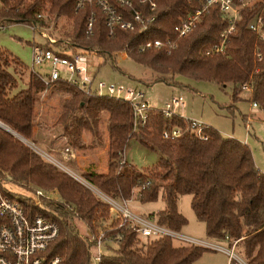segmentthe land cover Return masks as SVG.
Listing matches in <instances>:
<instances>
[{
	"label": "trees",
	"instance_id": "1",
	"mask_svg": "<svg viewBox=\"0 0 264 264\" xmlns=\"http://www.w3.org/2000/svg\"><path fill=\"white\" fill-rule=\"evenodd\" d=\"M154 1L156 8L149 14H156V19L142 33L118 27L110 35L102 9L95 3L78 7L77 0H0V26L27 23L40 13L50 16L52 26L62 18L65 23L61 31L50 30L57 42L46 43L45 47L88 50L102 57L103 64L124 51L129 59L150 71L145 77L148 83L179 85L176 76L221 86L230 83L233 102L247 90L248 100L256 103L264 116V38L248 29L256 9L248 7L240 11L224 53L207 54L220 43V34L227 27L224 14L216 7L210 8L190 33L176 38L173 26L189 11L197 9L199 3ZM118 9L129 11L120 5ZM90 17L94 20L88 31ZM39 23L49 25L43 19ZM166 36L176 41V47L170 51L141 49L146 40ZM62 40L68 45L62 44ZM20 69H23L20 62L0 49V122L34 142V106L45 85L30 72L26 86L10 94L17 86L14 73L22 72ZM52 86L60 93L61 108L54 124L61 127L67 145L77 151L106 148V171L83 172L80 176L86 182L120 202L131 196L140 203L162 197L164 207L149 218L178 232L187 223L179 211L178 198L190 194V207L196 219L204 223L208 238L226 241L229 247L234 243L235 252L247 264H264V173L256 167L252 150L245 142L223 136L209 125L204 130L206 138L197 137L186 117L179 113L165 117L155 107H149L144 125L135 126L133 106L128 100L95 92L86 94L63 79L55 80ZM105 113L104 142L100 122ZM174 127L180 128L178 137H163L165 129ZM132 137L160 152L155 165L138 168L124 160V148ZM2 172L13 185L57 190L60 201L44 202L49 210L30 206L33 213L42 214L58 225V235L47 253L60 256L63 264H93L90 255L93 243L87 234L80 232L77 222L86 227L87 233L104 232V253L98 264H193L205 250H210L194 244L175 245L169 236H140L121 219L112 218L107 203L89 187L0 129ZM17 197L25 204L22 196Z\"/></svg>",
	"mask_w": 264,
	"mask_h": 264
},
{
	"label": "built area",
	"instance_id": "2",
	"mask_svg": "<svg viewBox=\"0 0 264 264\" xmlns=\"http://www.w3.org/2000/svg\"><path fill=\"white\" fill-rule=\"evenodd\" d=\"M191 0H187L190 2ZM199 3V7L194 11H189L179 22L173 26V33L176 38L184 37L196 26L200 17L208 9L216 7L223 14L227 21V27L220 34V43L213 47L208 53H224V45L229 35L235 29V22L240 17V11L244 8L256 9L252 18L248 22V29L258 38H264V0H194ZM138 2V6H135ZM86 3H95L106 15V25L109 27V34L112 35L116 28L126 30H137L142 33L148 31L156 19V14L149 12L156 8L154 0H77L78 7ZM125 6L128 12L120 11L118 6ZM39 19L48 22L47 27L39 23ZM93 17L87 22V29L90 31ZM33 30H38L45 38L46 42L54 45L57 39L50 33L51 18L49 15L37 14L36 19L27 22ZM87 31V32H88ZM62 44L68 45L65 40ZM176 47V41L171 36L163 39H148L142 43L144 48H164L167 51ZM93 52V50H91ZM122 53L127 56L124 51ZM94 56L88 50H63L59 47L51 49L44 44L33 43L31 50L32 69L31 73L36 74L44 83L45 87L52 85L57 79H63L76 85L86 94L92 92L98 95L122 98L131 102L134 110L135 126H142L148 118V109L151 107L144 99V93L141 90H135L123 85H116L113 82L97 80L95 71L92 69L90 58ZM260 57V53L256 54ZM34 66L40 68L47 67L46 72L36 71ZM29 72V73H30ZM242 88L247 89L246 86ZM184 105L182 96H174L164 108H160L165 117H171L176 112V108ZM253 108H257L256 103H251ZM191 131L200 138H206L204 130L206 124L195 119H189ZM251 116L244 117L245 125H251ZM163 137L171 138L180 135V128L174 127L165 129ZM225 136V135H223ZM28 146L44 157L58 168L79 180L89 187L97 196L107 203L112 218L121 219L129 227L142 237L169 236L173 240H178L184 244H194L208 249H216L227 253L228 264H247L240 255L234 251V243L231 247L225 248L220 244L208 241L198 240L186 236L178 231L160 225L155 219L141 217L132 213L126 206L130 203L132 197L120 202L108 195L102 193L94 186L86 182L81 176L75 174L65 164L60 162L51 153L42 150L35 144ZM63 157L74 158L75 152L69 146L64 147ZM13 185L10 177L0 173V264H63L62 258L58 255L51 256L47 253L50 243L57 237L58 225L39 213H33L30 205H36L40 208L49 210L46 201H60L58 192L55 189H43L40 187L30 188L32 190L17 191L8 186ZM34 188V189H33ZM22 196L25 204L17 197ZM91 241L90 255L93 264H98L104 253V232L99 230L97 234L86 233ZM227 238V237H226ZM219 242V241H218Z\"/></svg>",
	"mask_w": 264,
	"mask_h": 264
},
{
	"label": "rangeland",
	"instance_id": "3",
	"mask_svg": "<svg viewBox=\"0 0 264 264\" xmlns=\"http://www.w3.org/2000/svg\"><path fill=\"white\" fill-rule=\"evenodd\" d=\"M63 23L65 21L59 18L55 25L52 26L51 24L50 30L61 31ZM33 43L46 44L47 42L46 38L38 30H33L29 24L11 22L5 26H0V49L12 58L17 59L23 68L20 69L22 72L16 70L14 73L17 86L10 90V94L26 86L28 73L32 69L31 50ZM112 58L104 64L102 63V57L94 55L90 58L97 80L109 81L116 85L141 90L149 105L158 109L164 108L165 103L172 97L182 96L184 105L176 108L177 113L186 118L201 121L217 129L222 135L232 136L245 142L252 150L256 167L264 173V116L258 108L251 106L247 90H243L240 94L241 98L233 102L230 83L221 86L213 82L193 80L183 76H176V80L181 82L179 85H170L163 82L148 83L145 77L150 75V71L144 66L133 62L122 53H117ZM34 69L46 72L47 67L34 66ZM19 77H22V79H19ZM59 96L60 93L54 90L52 85L44 87L38 93V99L34 106L36 115V125L33 128L34 142H28L51 153L78 176L90 170L105 172L107 160L105 147L86 151H77L71 147L76 154L75 157H63L62 152L64 147L67 146V141L61 135V127L54 124L56 116L61 110ZM246 115H250L252 118L249 127L245 125L244 116ZM106 118L107 113L102 115L100 122V131L104 142L107 139ZM160 156L158 150L145 146L135 137L127 141L123 151L124 160L138 168L155 165ZM8 186L17 191L32 190L30 189L31 186L20 187L11 184H8ZM33 187L36 188L34 185ZM131 197V202L127 203L126 206L132 213L141 217H152L164 207L162 197L154 202L147 203H140L136 198ZM190 199V194H183L178 198L179 211L187 219V223L181 228L180 233L229 248L227 243L214 241L206 236L204 223L196 219L190 207ZM77 225L82 234L87 233L84 225L80 222H77ZM179 243L180 241L173 240V244L177 245ZM193 264H228V256L225 252L210 248V250H205Z\"/></svg>",
	"mask_w": 264,
	"mask_h": 264
},
{
	"label": "water",
	"instance_id": "4",
	"mask_svg": "<svg viewBox=\"0 0 264 264\" xmlns=\"http://www.w3.org/2000/svg\"><path fill=\"white\" fill-rule=\"evenodd\" d=\"M3 125H4V124H3ZM5 126H6V125H5ZM6 127H7V126H6ZM0 129L6 131V132H8V133H10V134L13 135L14 137H16L18 140H20V141H22V142H24V143H26V144L28 145L27 140H26L24 137L18 135L17 133H15L14 131H12L10 128H8V127H7V128H3V127L0 126Z\"/></svg>",
	"mask_w": 264,
	"mask_h": 264
},
{
	"label": "bare ground",
	"instance_id": "5",
	"mask_svg": "<svg viewBox=\"0 0 264 264\" xmlns=\"http://www.w3.org/2000/svg\"><path fill=\"white\" fill-rule=\"evenodd\" d=\"M0 126L3 128H7L5 125H3V123L0 122Z\"/></svg>",
	"mask_w": 264,
	"mask_h": 264
},
{
	"label": "crops",
	"instance_id": "6",
	"mask_svg": "<svg viewBox=\"0 0 264 264\" xmlns=\"http://www.w3.org/2000/svg\"><path fill=\"white\" fill-rule=\"evenodd\" d=\"M219 242H225V243H227L226 241H219Z\"/></svg>",
	"mask_w": 264,
	"mask_h": 264
}]
</instances>
